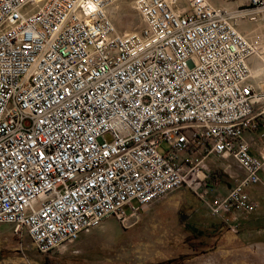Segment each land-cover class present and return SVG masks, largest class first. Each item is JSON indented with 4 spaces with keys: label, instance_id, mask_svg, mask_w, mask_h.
<instances>
[{
    "label": "built area",
    "instance_id": "built-area-1",
    "mask_svg": "<svg viewBox=\"0 0 264 264\" xmlns=\"http://www.w3.org/2000/svg\"><path fill=\"white\" fill-rule=\"evenodd\" d=\"M121 1L0 0V224L41 254L184 187L215 217L258 209L264 37L241 30L264 0H131L141 26L119 34ZM211 157L246 174L213 202Z\"/></svg>",
    "mask_w": 264,
    "mask_h": 264
},
{
    "label": "rangeland",
    "instance_id": "rangeland-1",
    "mask_svg": "<svg viewBox=\"0 0 264 264\" xmlns=\"http://www.w3.org/2000/svg\"><path fill=\"white\" fill-rule=\"evenodd\" d=\"M214 1L227 4L225 0ZM109 17L119 34L134 33L141 26L131 0L112 7ZM242 26L247 28V38L264 37V25ZM261 138L259 134L256 137L258 141ZM223 162L216 157L215 166L209 160L204 169L211 174L222 171L224 167L217 165ZM182 189L187 190L175 198L181 199L183 206L153 203L139 218L124 224L115 218L108 219L73 243L75 246L80 241L84 251L75 248L71 256L66 250L41 254L29 237L19 239L11 225L0 224V264H264V238L232 230L210 214L204 223H199L195 211L201 202L188 188ZM212 195L211 202L221 196L217 190Z\"/></svg>",
    "mask_w": 264,
    "mask_h": 264
},
{
    "label": "crops",
    "instance_id": "crops-1",
    "mask_svg": "<svg viewBox=\"0 0 264 264\" xmlns=\"http://www.w3.org/2000/svg\"><path fill=\"white\" fill-rule=\"evenodd\" d=\"M213 4L218 5V3L214 0H210ZM251 65L253 67V60H251ZM261 135L262 131H248L245 134V140L250 145V151L251 154L255 157H261L264 155V139L261 138L260 141L256 139L257 135ZM262 137V135H261ZM215 158L211 157L206 161V163L209 160H213V164L215 166ZM218 158V157H217ZM222 159V158H220ZM224 161L221 165H217L220 168L224 167L222 171H215L213 174V179L211 180V188L213 190H217L219 195H226L230 192V190L235 186L236 181L235 177L237 175L239 176H245L246 174L241 171L230 159H222ZM205 163V164H206ZM229 167H232V169ZM262 182L261 184L251 187L248 189V194L251 198V200L258 205V209L251 213V214H242L241 212L235 211L230 214H222L220 217H215L212 215L210 209L207 207L206 203L201 201L198 197V200H200L201 203H198L196 212V218L199 223H204L206 220L205 218L208 216L207 214H210L209 216L213 218L214 220L220 222L222 225L228 226L232 230H241L244 231L245 234L247 233H253L256 235V239L264 238V173L261 175ZM186 191L187 189H180L178 191H175L165 198L156 201L154 203H165V205H174L175 203H181L183 206L185 203L181 201V199H176L175 197L180 194L182 191ZM192 192V191H191ZM189 203H187L188 205ZM201 204V205H200ZM208 210V211H206ZM209 212V213H208ZM85 233L81 234L80 239H83L85 236ZM80 242V241H79ZM79 242L74 246L72 244L68 245L66 248V252H68L69 256L73 255L75 248L80 247V251H84V248H82V243L79 244ZM79 245V246H78Z\"/></svg>",
    "mask_w": 264,
    "mask_h": 264
},
{
    "label": "bare ground",
    "instance_id": "bare-ground-1",
    "mask_svg": "<svg viewBox=\"0 0 264 264\" xmlns=\"http://www.w3.org/2000/svg\"><path fill=\"white\" fill-rule=\"evenodd\" d=\"M243 27V26H242ZM247 28H242L241 30V34L244 36V31L246 30ZM264 50V49H263ZM264 56V55H263ZM252 62V61H251ZM257 62H259L257 64ZM262 64H260V60L258 58H254L253 59V67L251 65V70H252V76L254 77V79H258V78H261L263 75H264V68L263 66H261ZM263 87H264V84H263Z\"/></svg>",
    "mask_w": 264,
    "mask_h": 264
}]
</instances>
